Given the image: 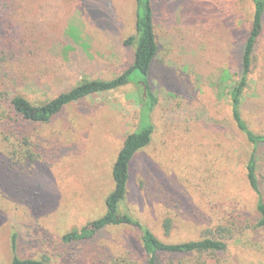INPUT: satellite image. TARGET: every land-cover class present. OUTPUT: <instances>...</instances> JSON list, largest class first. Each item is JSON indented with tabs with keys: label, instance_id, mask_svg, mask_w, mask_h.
<instances>
[{
	"label": "rangeland",
	"instance_id": "1",
	"mask_svg": "<svg viewBox=\"0 0 264 264\" xmlns=\"http://www.w3.org/2000/svg\"><path fill=\"white\" fill-rule=\"evenodd\" d=\"M0 40L18 59L0 71V264H148L142 233L110 226L67 242L107 211L113 168L140 124L151 144L132 163L126 210L167 244L221 237L220 254L161 255L160 264H264V228L246 166L252 147L236 128L230 93L243 69L253 0H156L159 54L149 76L68 106L50 123L12 122L11 100L44 104L82 80L110 81L134 63L136 0H9ZM3 56L1 55V58ZM243 117L264 134V34L255 52ZM264 152V149H262ZM264 196V172L260 174ZM171 222L167 231L165 224Z\"/></svg>",
	"mask_w": 264,
	"mask_h": 264
},
{
	"label": "trees",
	"instance_id": "2",
	"mask_svg": "<svg viewBox=\"0 0 264 264\" xmlns=\"http://www.w3.org/2000/svg\"><path fill=\"white\" fill-rule=\"evenodd\" d=\"M255 12L250 33L246 39L241 58L242 75L238 84L230 93L231 115L237 130L245 136L252 147V152L246 166L247 181L251 190L257 196L256 209L260 220L257 228H264V196L260 174L264 172V134L251 130L243 117L242 107L246 90L249 86L250 75L253 71L255 52L264 34V0H253ZM135 34L124 41L126 47L135 48L134 63L121 75L110 81L84 79L68 92L60 94L55 99L44 104H33L22 96H15L11 100L13 112L12 122L16 123H50L60 115L68 106L84 101L85 99L121 89L133 82V76H142V83L149 89V76L153 64L159 54V44L156 36V0H136ZM11 6L9 0H0V19ZM0 22V32L2 29ZM1 39V38H0ZM7 43L0 40V71L4 68L5 61L18 59L21 52L13 44L11 50L6 48ZM1 55L3 56L1 58ZM0 77V96L3 87ZM156 100L149 97L144 102L141 124L139 128L127 136L122 150L113 168L114 190L106 199V214L84 227L81 231H74L64 236V240L71 243L93 238L97 233L110 226L129 225L137 228L142 233V241L147 254L148 264H160L161 255H190V254H220L227 250L226 236L231 233L230 228L221 227L218 234L221 237L207 236L198 241L167 244L161 241L149 228L134 218L126 210V201L129 196L132 163L137 154L147 148L152 142L154 127L151 124L150 113ZM167 231L171 229V222L165 224ZM16 235L13 237V250L16 253L11 264H48L42 260L22 259L17 255Z\"/></svg>",
	"mask_w": 264,
	"mask_h": 264
}]
</instances>
